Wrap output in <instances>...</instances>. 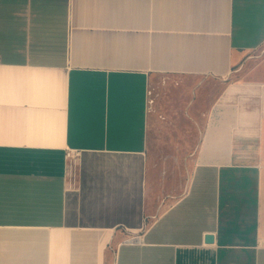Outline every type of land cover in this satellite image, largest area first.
Instances as JSON below:
<instances>
[{"label":"crops","instance_id":"crops-1","mask_svg":"<svg viewBox=\"0 0 264 264\" xmlns=\"http://www.w3.org/2000/svg\"><path fill=\"white\" fill-rule=\"evenodd\" d=\"M159 77L223 79L179 196ZM0 264H264V0H0Z\"/></svg>","mask_w":264,"mask_h":264},{"label":"rangeland","instance_id":"rangeland-1","mask_svg":"<svg viewBox=\"0 0 264 264\" xmlns=\"http://www.w3.org/2000/svg\"><path fill=\"white\" fill-rule=\"evenodd\" d=\"M200 94L187 90L176 79L159 77L154 82L158 93L157 117L150 141L156 192L162 196L181 195L190 181L192 156L198 143L199 129L192 124V111L187 101L197 97L201 114L213 94L222 90L223 79H212ZM204 116V115H203Z\"/></svg>","mask_w":264,"mask_h":264},{"label":"built area","instance_id":"built-area-1","mask_svg":"<svg viewBox=\"0 0 264 264\" xmlns=\"http://www.w3.org/2000/svg\"><path fill=\"white\" fill-rule=\"evenodd\" d=\"M148 94L150 96L149 102L151 103V102L154 101V99L151 97V95H152V90L151 89L148 90ZM78 155H79V151L77 149H69L67 151V157H68V160H69V166H70V169L72 170L73 174L75 173L74 171H75V168H76V161H77ZM127 241L128 242H139V241L141 242V241H143V239H141V238L139 239V238L134 237V238L127 239Z\"/></svg>","mask_w":264,"mask_h":264},{"label":"water","instance_id":"water-1","mask_svg":"<svg viewBox=\"0 0 264 264\" xmlns=\"http://www.w3.org/2000/svg\"><path fill=\"white\" fill-rule=\"evenodd\" d=\"M206 239H207L208 241H212V240L214 239V237H213V235H207V236H206Z\"/></svg>","mask_w":264,"mask_h":264}]
</instances>
